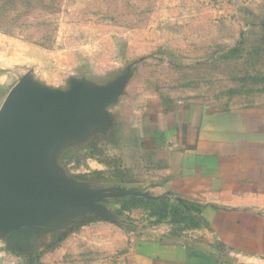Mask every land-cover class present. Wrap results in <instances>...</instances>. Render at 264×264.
I'll return each mask as SVG.
<instances>
[{
	"label": "rangeland",
	"instance_id": "obj_1",
	"mask_svg": "<svg viewBox=\"0 0 264 264\" xmlns=\"http://www.w3.org/2000/svg\"><path fill=\"white\" fill-rule=\"evenodd\" d=\"M0 60L11 93L76 96L42 131L9 140L30 186L84 199L30 216L48 229L38 244L107 241L113 257L168 228L198 227L158 190L165 164L141 120L151 99L264 114V0H0Z\"/></svg>",
	"mask_w": 264,
	"mask_h": 264
},
{
	"label": "crops",
	"instance_id": "obj_2",
	"mask_svg": "<svg viewBox=\"0 0 264 264\" xmlns=\"http://www.w3.org/2000/svg\"><path fill=\"white\" fill-rule=\"evenodd\" d=\"M12 86L10 69L0 60V110ZM141 129L165 164V180L158 190L185 205L198 227L168 228L112 257L107 241L98 246L81 243L77 236L62 245L57 239V246L44 251L38 244L45 237L44 226L0 222V262L264 264V114L215 112L199 104L151 99ZM9 214L23 221L30 212L14 216L10 209ZM58 230L53 229V236ZM97 251L99 260L94 258Z\"/></svg>",
	"mask_w": 264,
	"mask_h": 264
},
{
	"label": "water",
	"instance_id": "obj_3",
	"mask_svg": "<svg viewBox=\"0 0 264 264\" xmlns=\"http://www.w3.org/2000/svg\"><path fill=\"white\" fill-rule=\"evenodd\" d=\"M76 98L74 95L48 98L31 102L13 92L9 95L0 110V222H12L15 225H29L28 220L32 215L38 219L44 215L45 206L77 205L84 202L83 198L63 196L40 188L30 186L25 176L17 171L18 162L10 158L8 151L9 140L12 133H32L42 131L44 124L51 118L65 115L60 109L63 102ZM71 112V108L69 109ZM14 211V216L29 210L30 215L23 221L11 217L9 210ZM40 209V210H34ZM17 212V213H15ZM32 213V214H31ZM49 214L51 212H48ZM54 215V212H53ZM30 226V227H41ZM55 229V228H52ZM44 230L47 231L46 227Z\"/></svg>",
	"mask_w": 264,
	"mask_h": 264
},
{
	"label": "built area",
	"instance_id": "obj_4",
	"mask_svg": "<svg viewBox=\"0 0 264 264\" xmlns=\"http://www.w3.org/2000/svg\"><path fill=\"white\" fill-rule=\"evenodd\" d=\"M0 264H4V263H1V262H0Z\"/></svg>",
	"mask_w": 264,
	"mask_h": 264
}]
</instances>
